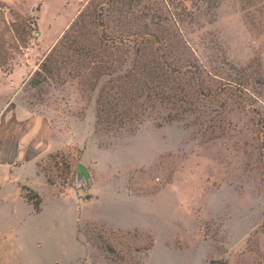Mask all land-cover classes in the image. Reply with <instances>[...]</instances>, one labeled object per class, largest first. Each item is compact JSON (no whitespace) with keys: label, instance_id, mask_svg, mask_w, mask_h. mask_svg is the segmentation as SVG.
Listing matches in <instances>:
<instances>
[{"label":"rangeland","instance_id":"obj_1","mask_svg":"<svg viewBox=\"0 0 264 264\" xmlns=\"http://www.w3.org/2000/svg\"><path fill=\"white\" fill-rule=\"evenodd\" d=\"M136 46L147 66L154 53L185 66L191 111L97 132L108 78L89 84L101 66L130 67L109 48ZM81 49L95 56L89 68ZM53 50L52 76L32 88ZM0 51V264H264V0H0ZM187 67L211 96L195 94ZM30 114L49 129L44 154L62 153L74 173L83 164L89 189L48 166L49 154L14 157L28 127L17 121ZM22 185L40 196L38 213Z\"/></svg>","mask_w":264,"mask_h":264},{"label":"trees","instance_id":"obj_2","mask_svg":"<svg viewBox=\"0 0 264 264\" xmlns=\"http://www.w3.org/2000/svg\"><path fill=\"white\" fill-rule=\"evenodd\" d=\"M101 17V14L97 16V22L101 30H103ZM138 47L136 46L131 50H122L116 47L113 48L117 50L109 48L110 53L122 54L126 58L132 57L133 60L130 63V67L123 70L120 62L116 66H101L99 67L100 73H97L92 83L89 84L90 92H93L99 78H108L100 89L95 103L94 126L97 132L106 134L133 133L141 127L152 113L157 114V121L160 119L162 122H172L177 121L178 113L182 114L191 111V94L183 86L179 85L178 78L182 74V67L185 66L179 64L180 67H171L163 61V56H159L158 53L152 55L156 60V65L147 66L140 61L143 58V49ZM99 48L103 49L104 47ZM84 52L82 49L79 50V64L82 67L89 68L90 62L92 63L91 60L95 56L92 52ZM54 53L55 50L49 53L39 66V69L29 79L28 83L32 88L41 86L48 77L52 76L53 69L58 63L53 57ZM4 64H6L5 57L1 55L0 51V68ZM183 71L187 72L191 78L196 79V87H198L195 94H200L203 97L211 96V91H205L202 84L198 85L200 78L198 71L192 74V70L189 67ZM160 124L161 122L156 125L160 126ZM63 157L62 153L49 154L46 161H50L48 166L52 164V167L57 168L56 170L60 171L61 176H65V180L69 177V183H72L75 176L74 170L70 164L64 161ZM48 166L40 171L41 165L36 163V169H39V172L43 174L49 186L56 188L57 185L49 175ZM60 193L62 194V192ZM20 196L32 207L35 213L40 211L41 198L35 191L22 185L20 187ZM86 230L87 228L84 233ZM98 238L101 239L102 237L98 235ZM102 240V244H99L98 248L105 250L110 255H116L117 252L103 238ZM136 252H140V250L136 249ZM118 259L120 260L121 258Z\"/></svg>","mask_w":264,"mask_h":264},{"label":"crops","instance_id":"obj_3","mask_svg":"<svg viewBox=\"0 0 264 264\" xmlns=\"http://www.w3.org/2000/svg\"><path fill=\"white\" fill-rule=\"evenodd\" d=\"M17 122H20L19 124H21V122H24L28 127L25 129L27 130L25 134L19 138V141L16 145L14 157L18 160L27 162L32 158L34 159L37 157L38 158L36 159V161L40 160L45 155L49 154H44L48 146L47 133L49 132L47 124L45 123V119L41 115L30 114L26 117H19V120ZM23 143H25L24 148L21 145ZM29 148L34 150V153L28 160H25L26 150ZM22 150H25V155L23 158H20V153Z\"/></svg>","mask_w":264,"mask_h":264},{"label":"water","instance_id":"obj_4","mask_svg":"<svg viewBox=\"0 0 264 264\" xmlns=\"http://www.w3.org/2000/svg\"><path fill=\"white\" fill-rule=\"evenodd\" d=\"M38 35L39 33L36 34V36ZM75 185L83 186L86 190L89 189L90 186V173L87 168L81 163H77L75 165ZM86 199H90V196L87 195Z\"/></svg>","mask_w":264,"mask_h":264}]
</instances>
